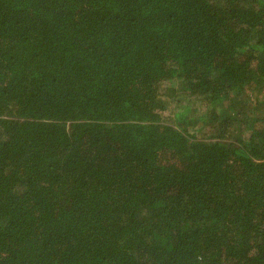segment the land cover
I'll use <instances>...</instances> for the list:
<instances>
[{
	"label": "trees",
	"instance_id": "obj_1",
	"mask_svg": "<svg viewBox=\"0 0 264 264\" xmlns=\"http://www.w3.org/2000/svg\"><path fill=\"white\" fill-rule=\"evenodd\" d=\"M0 264H264V0H0Z\"/></svg>",
	"mask_w": 264,
	"mask_h": 264
}]
</instances>
